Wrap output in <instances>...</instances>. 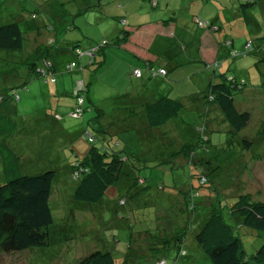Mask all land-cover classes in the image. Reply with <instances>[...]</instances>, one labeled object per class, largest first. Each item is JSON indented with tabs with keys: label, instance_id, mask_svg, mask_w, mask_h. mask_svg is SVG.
Returning <instances> with one entry per match:
<instances>
[{
	"label": "trees",
	"instance_id": "1",
	"mask_svg": "<svg viewBox=\"0 0 264 264\" xmlns=\"http://www.w3.org/2000/svg\"><path fill=\"white\" fill-rule=\"evenodd\" d=\"M17 1H19L17 3L18 10L14 12L10 18L11 20L0 24V50L18 52L17 55H13V58L24 63L25 69L23 72L20 65L13 73L15 75H27L26 77L30 82H36L38 85L53 86L57 83L61 74H63L62 77L71 79L69 81L72 82V89H74L75 105L72 104L68 110L65 108L67 111L63 109L65 111L62 112L59 110L62 108L60 106L59 109L55 108L54 103L50 104L51 108L47 112L39 114L40 118L46 115L49 120L57 121L54 131L60 135V133H65L69 128L73 127L72 122L64 121L65 114L80 118V123L83 122L85 113L83 100L88 91L87 72L89 70L94 72L98 67L100 68L104 62L103 53L105 50L113 46L122 47L128 42L132 31L127 28L126 14L116 15V25L114 26L117 29L116 35L111 40L103 39L85 49L82 48L79 41L65 43L66 37L59 38L60 32L55 27L54 22H52L53 18L56 19L57 16L64 15L63 13L66 11H63L65 9L63 6L69 2H66V0H26L31 4L24 6L22 4L23 0ZM125 1L128 2L130 0H119L118 3L123 7ZM192 1L194 2L191 6L192 10H196L194 9L195 6H201L199 0ZM201 1L204 3L207 0ZM213 1L219 5L225 3L223 0ZM255 1L244 0L243 5L249 6L255 3ZM147 3L152 8L151 12L162 16L164 11L159 8L158 0H147ZM243 5L241 4V6ZM200 9L202 12L204 11V8L200 7ZM99 10L101 13L103 12L101 9ZM109 17L107 16V18ZM190 17L196 27L204 29L212 35L222 33L218 43H225L226 46H230L227 55L219 53L221 55H219L220 57H218L217 62L221 60L226 61L228 56L240 57L251 52V41H246L243 45V50L238 52V50L231 48L235 38L229 37L228 40L224 37L228 35L229 31L228 33H224L222 29H218L217 32H212L214 23L218 22L217 19L213 20L203 17L199 12L191 13ZM218 26V28H222L223 25L218 22ZM44 31H49V34L43 35ZM66 48L72 50L74 59L70 62H64L58 68L52 59V51L54 49ZM215 61L216 57L204 62V68L207 67L205 73L206 88L200 87L199 90H203L198 92L189 91L185 95L184 100L177 95H172L170 98L168 93L169 97L164 95L152 102H147L144 109L143 105H139L136 107V110L131 111L129 114L118 115L121 118L115 117V120H107L105 118L104 128L110 121H112L111 125L113 126H111L112 129L100 130L102 137L100 138L99 146H92L86 153L84 160H78L74 166L69 164L70 171L77 176V179L72 176L77 182L71 200L75 204L77 202H84L82 204L87 206L98 203L102 200V196L108 185L115 183L120 175L126 174L130 178L131 183L135 187H138L135 189V191H138L130 199L138 198L140 201L141 198L147 203L148 200L144 198L145 192L141 191L147 185V180L140 175L138 169L145 168L148 163L155 167H159L163 163L169 164L172 165V168L175 165L184 166L188 164L189 167L193 166L198 169L196 173L198 187L191 185L185 189L184 185L179 183L181 181L177 182L174 180L171 185L166 186L164 183H158L155 185V188L162 194V197L174 200L177 203L176 213L174 214L173 212L172 217L182 215V211L185 213L186 218L183 219L182 223L188 224L189 229L193 231V243L189 242V247L200 249L209 258L211 264H264V200L255 199L252 194L244 193L226 199L221 198L222 196L214 195V199L206 203V196L200 194L199 187L206 186V175L203 168H206V148L209 145L214 146L213 144L217 141L209 136L203 106L197 105L198 103L194 99L198 102L200 98L206 100V114L209 105H216L222 113L223 119L230 126L231 131H229V135L232 140H234L236 131L239 132L250 120V113L248 111L238 110L234 105L235 95L238 96L243 91L241 89L244 86H248L250 81H247L244 77H239L236 80L233 75L231 76L225 72L226 68L224 70L214 68L212 64ZM256 65L259 66L258 64ZM226 67H228L229 71L231 70L229 64H226ZM253 67L254 65H249L245 69ZM161 69L165 73H158ZM260 70L258 72L259 76L264 73V64L263 69ZM78 71L81 74L73 76L72 72ZM136 71H138V75L135 73ZM168 74L169 72L166 68L155 66L147 61L141 67L131 68L128 73L132 78L144 79L145 82H150V85H153V80L167 79ZM99 75L100 73H98V77ZM260 83V87L264 88V80L262 78L260 79ZM124 87L128 90L123 93V99H116L111 102H114L116 105L118 101L122 105L123 103L127 104V95L131 96L133 91L130 90L131 85ZM12 91L14 92L15 90L12 89ZM147 93L150 94L149 91ZM47 95L51 96L50 93H47ZM143 97L146 100L147 95H143ZM3 98L0 95V103L4 100ZM12 98L16 100L15 97ZM10 99H8V106L4 108L7 111L4 110L2 112L10 114L5 115L0 120L1 254H11L30 247L46 245L49 241L48 227L53 223L50 201L53 179L55 177L54 171L45 170L44 172L32 175L21 173L20 163L24 159L17 156L19 148L14 142L16 141L15 136H17L21 128L17 126L20 124L16 123L11 117L12 113L16 112L17 107L16 103L11 102ZM142 104H144L143 100ZM178 114L184 115L179 120L182 125L185 122L186 116H189V120L194 123L193 129H190L187 134L186 128L183 126L184 129L180 130L181 138L179 140L186 139L185 135H190L194 138V145L183 140L177 146L175 141L169 138L168 140H173L171 144L175 143L178 148L170 150L166 157H164L160 151L156 150L158 148L153 145L165 146V142L162 141L165 139V136H154L153 133H155L156 129L167 124L170 118L174 116L179 117ZM129 121L138 124L135 132L140 138V152L137 156H129L124 144H121L116 138V136H121L124 132L126 133L124 138L133 137L132 135L135 133L132 134L133 132L130 128L131 122ZM84 128L85 126L81 127L82 135H86L85 137L91 144L95 143L94 136L88 135L87 130L84 131ZM49 131L41 137L45 139ZM136 139L138 140V138ZM96 140L98 143V139ZM249 143L248 139L243 138L240 145L247 146ZM220 149L222 150L223 148ZM217 152L220 153L221 151ZM178 157L181 158V161H177ZM210 167L212 169L220 168L219 166ZM176 194L181 195L182 201L178 200ZM124 201H126L125 198L119 197L117 204L124 206L126 204V202L123 204ZM75 209L76 206L70 210V217L73 213L72 210ZM101 209L102 206L98 207L97 212L100 213ZM66 212L67 207L65 208L64 216ZM169 218L170 216L166 218V221ZM179 219L181 220L182 218H176L169 222V224L176 225L174 223L178 222ZM160 222H163L162 227H164L165 220ZM194 225L196 226L195 228H193ZM177 227L187 229V225ZM241 228H250L255 236L261 238L260 245L253 253L246 254L242 248L238 234ZM162 231L161 229V234H163ZM141 232V235L145 236L144 240L147 241L148 235H144L143 231ZM149 238L151 239L150 236ZM155 238L157 242L154 240L156 243L150 249L177 247V254L172 257L171 264H177L178 258L185 257L187 252L188 256H190V252L186 248V232L173 233L168 238L164 236L161 240L162 244L159 243L160 237L155 236ZM161 259L159 258L157 261ZM168 263L166 261V264ZM76 264H114V258L109 251L94 250L80 258Z\"/></svg>",
	"mask_w": 264,
	"mask_h": 264
},
{
	"label": "rangeland",
	"instance_id": "2",
	"mask_svg": "<svg viewBox=\"0 0 264 264\" xmlns=\"http://www.w3.org/2000/svg\"><path fill=\"white\" fill-rule=\"evenodd\" d=\"M102 1L104 0H66L69 3L63 6L65 8L63 11H66L63 13L64 15L52 19L55 27L60 32L59 38L66 37L65 43H70V41L96 42L101 39L111 40L117 33L114 29L116 19L111 16V13L116 10H105L113 7L119 10L120 6L117 2H112L110 5L105 6V10H103L97 4ZM199 1L201 6H195L194 9L198 11L201 10L200 7L204 8L201 16L213 20L217 19L223 25L222 28H218V22H215L212 32L227 28L229 33L226 38L228 40L229 37L235 38L232 49H236L238 52L242 51L246 41L252 42L250 53L240 57L228 56L226 61L217 62L218 59L216 58L212 66L220 70L226 68L225 72L231 76L233 75L237 80L241 76H236V72L242 73L244 66L254 65L253 71L257 75L253 79L260 86V79L264 80V73L260 75L261 77L258 74L259 70L263 69L264 64V0H256L255 3L249 6L243 5L244 0H223L225 3L222 5L213 0H207L204 3L201 0ZM18 2L17 0H0V24L11 20L10 18L14 12L18 10ZM28 2L23 0L22 4L24 6L31 4ZM99 9L103 12L101 13ZM107 16L110 17L107 18ZM48 34L49 31H44L43 33L45 36ZM17 54L18 52L0 50V95L4 97V100L0 103V114L4 110L7 111L4 108L8 106V99L11 98L10 101L17 105V110L12 113L11 117L16 123L20 124L19 127H22L17 136H15L16 141L13 140L19 148L17 156L24 159L20 163L21 173L32 175L45 170L54 171L55 177L53 179L50 201L53 223L48 227L49 241L46 245L30 247L11 254L0 253V264H76L80 258L94 250L112 253L114 264H157L159 258L166 259L169 262L168 264H171L175 253L174 248L168 250L167 248L150 249V247L157 242L154 241L156 240L155 236L160 237L159 242L162 244V237L168 238L171 234H177L178 232H186V248L190 252V256L181 259L178 264H211L209 258L200 249L189 247V242L193 243V231L189 229L188 224L182 223L183 219L186 218L185 213L182 211V215L172 217L173 212L174 214L176 213L177 203L174 200L162 197V194L155 188L158 183H164L167 186L171 185L174 180L177 182L181 181L179 183L183 184L185 189L191 185L198 187L197 167H189L188 164H185L184 166L175 165L172 168V165L163 163L159 168L148 163L145 168L138 169L140 175L147 180V185L141 190L145 192L144 198L148 200L147 203L141 198V204L138 198L130 199L132 195L136 194L138 190L135 191V189L138 187L131 183L130 178L126 174L120 175L115 183L108 185L102 200L98 203L87 206L82 204L84 202L75 204L71 200L77 182L72 176L75 179H77V176L70 171L69 164L74 166L78 160H84L86 153L92 146H99L100 138L102 137L101 127L96 126L99 121L101 122L100 117L97 116L99 109H96L97 105L92 102L105 105L103 108L109 110L103 111L106 118L115 120L118 115H123L124 109L121 102L118 101L117 105L111 102L116 99L122 100L123 93L128 90L123 87L124 82L121 80L120 72L110 71L98 77L99 67L94 72L89 70L87 72L88 91L83 100V108L85 109L83 122L80 123V118L65 114L64 121L72 122L73 127L69 128L65 133H60V135H58V132L50 130L46 134L47 139H43L41 136L44 132L41 129L29 131L24 128V124L30 125L34 121L40 120L41 118L38 115L44 114L51 108L50 104H54L57 96L55 94L56 88L30 82L26 77L27 75H15L13 72L20 65L23 72L25 69L24 63L13 58V55ZM226 64L230 65V71ZM107 66L108 64L106 63L100 73ZM179 68L181 73L180 77L177 76L178 81L175 82L177 86L180 88L186 83L197 86L191 79L190 69L186 68V65ZM197 68L198 66L194 64L193 70L196 71ZM206 68L204 69L206 70ZM66 86L68 88L65 89V92L62 89L59 90L62 92L60 98H66L68 104L75 105L74 89H72V85L69 87V82H67ZM12 89L15 91L13 92ZM47 93H50L51 96L47 95ZM12 97H15L16 100ZM261 98L264 102V96H261ZM254 108L262 110L264 109V103L257 101ZM253 113L251 122L244 130V133L252 140L253 146L244 155L250 158L248 159V164L245 162V165L251 168L253 171L252 177L256 178L254 174L258 172L256 169L257 165L262 164L259 173L261 175L264 173V114ZM2 114L3 117L0 120L10 113ZM188 117H185L183 124L187 131L186 134L189 133L190 129H193L194 124ZM82 126H85L84 131L87 130L88 135L94 136L95 143L91 144L85 137L86 135H82ZM130 128L132 129V134L135 133L132 135L133 137L124 138V135H126L124 132L121 136H116V138L121 144H124L129 156H137L140 152V138L135 132L138 124L131 122ZM185 138L183 139L184 141L194 145V138L190 135L185 136ZM96 139H98V143ZM168 139L162 140L165 142V146L153 145L158 148L156 150L160 151L164 157L170 150L178 148L175 143L171 144L173 140ZM239 161L240 157L237 159V162ZM203 168L206 175V186L199 187L200 193L211 190L213 188L212 178L214 176L221 178L224 173L223 169ZM262 181L264 183V177H262ZM253 182L255 185H246L245 189L253 194L256 192L262 193L258 198H264V184L257 179ZM119 197L126 199L123 202V204L126 202L124 206L117 204ZM171 198L173 199V197ZM120 204L122 203L120 202ZM75 206L76 209L72 210L73 218H71L72 216H69V212ZM101 206L102 209L98 213L95 208ZM66 207L67 212L64 216ZM168 216L170 218L166 221ZM176 218L182 219L174 223L176 225H170L169 222ZM163 220L166 222L164 227H162L163 222H160ZM181 225H187V229L177 227ZM195 227L194 225L193 228ZM161 229L165 235L161 234ZM140 231H143L144 235H148L147 241L144 240L145 236L141 235L142 232L140 233ZM238 234L246 254L253 253L261 243V238L255 236L250 228H241ZM169 251H171V255H169Z\"/></svg>",
	"mask_w": 264,
	"mask_h": 264
},
{
	"label": "crops",
	"instance_id": "3",
	"mask_svg": "<svg viewBox=\"0 0 264 264\" xmlns=\"http://www.w3.org/2000/svg\"><path fill=\"white\" fill-rule=\"evenodd\" d=\"M112 2L118 3L119 0H104L101 3L98 2L97 4L103 10H105V6L110 5ZM193 3L194 2L192 0H158L159 8L163 9L164 11L162 16L155 12H151L152 8L148 6L147 0L125 1L123 7L119 5V10H117L116 7L105 10H116L114 13H111V16L114 17L116 15L126 14L125 17L126 23L128 25L127 28L128 30L132 31L128 42L122 47L113 46L108 47L105 50L103 53L104 62L98 69L100 73V70L107 63L108 66L103 72L100 73V76L106 72L119 71L121 74V80L124 82L123 87L126 85H131L130 90H132L133 93L131 96L127 95V104L123 103L122 105L124 109L122 112L123 115L126 113L129 114L131 111L136 110V107L139 105H143L144 109L147 102H152L153 100L158 99L160 96L165 95L167 97L170 96L171 98L172 95H177L179 98H183L182 100H184L185 95H187L189 91L198 92L205 89L206 70L204 69V62L210 61L215 57L218 59V57H220L219 55H221L219 54L220 52L225 53L226 55L228 54L227 52L229 51L230 46H226L225 43H218L222 33L212 35L210 32L196 27L190 17V14L199 12L201 15L203 12L202 10H192L191 6ZM114 29L117 31L116 28ZM222 31L224 33H228L227 28H224ZM101 40H97L96 42ZM79 42L82 44V48L85 49L89 48L95 43L93 41ZM51 56L58 68L64 62H70L74 59L72 50H68L67 48L54 49ZM146 61L155 66H162L166 68V70L169 72L168 78L153 80V85H150V82H145L144 79H135L128 75L131 68L141 67ZM194 64L198 66L196 71L193 70ZM184 65H186V68L190 69V74L192 75L191 79L197 86L186 83L187 85L185 84L179 88L177 83H175L178 81L177 78L180 77L181 70L179 67ZM253 69L254 67L246 70L244 66L242 73L236 72V76L244 77L247 81H250V84L245 86L242 89L243 91L238 96L235 95L234 105L238 110L248 111L250 113V120L242 129L239 130V132L236 131V134H234L233 138L234 140H232L229 135V131H231L229 124L223 119L222 113L219 111L216 105H209V107L207 106L208 109L206 114V100L200 98L198 102L192 96L195 102L198 103L197 105L203 106V112L207 117H205V119L207 122L209 136L217 141L215 144H213L214 146L209 145V147L206 148V169L210 166H219V169L224 170L223 176H221V178H216L215 176L212 178L211 182L214 188L200 193L201 195L206 196V203L210 200H213L214 195H219L222 196L221 198L226 199L244 193L254 195L253 197L255 199L264 200V198H258L262 193L256 192L253 194L249 190L245 189L246 185H255L253 182L255 179L259 180L260 183H263L262 177H264V173L262 175L259 173L262 164H259L256 167L258 171L254 174L256 178L252 177L253 171L251 168L245 165V162L248 164V159L250 158H247V156L244 154H247L251 150L253 144L250 137L244 133V130L248 127L249 122H251L253 112L264 114V109L256 110L254 108L256 107L257 101L264 103L263 99L261 98V96H264V88L260 87L257 81H254L253 78L257 74L253 71ZM80 74L81 73L79 71L73 72V76H79ZM62 76L63 74L60 75L57 83L52 86L56 88L55 94H57L54 106L57 109H59L60 106L61 108H67L68 110L71 104L66 102L68 101L66 98H60L62 92L59 90L62 89L63 92H65V89L68 88L66 86L67 82H69V87H71L72 82L69 81L71 80L70 78L68 79L67 77ZM237 79H239V77ZM200 87H203V89L199 90ZM148 91L151 95L147 93ZM50 92L53 93L51 90ZM143 95H147L146 100L144 99ZM142 100L144 101V104H142ZM92 103L97 105L96 109H99L97 111V116H99L101 120V122L99 121V124L96 126L101 127V129H112V121L108 122L106 124L107 127L105 126L104 128L106 116L103 114V111H107V109L103 108L105 105L102 103ZM59 110L64 112L66 109ZM178 115L179 117L174 116L170 118V121L167 124L161 126L159 129H156L155 133H153L154 136L164 135L165 138H171L175 141L177 146L179 143H182L183 140L179 139L181 138L180 130H183V125L181 122H179V120L182 119L181 116L184 115ZM2 117L3 114L0 116V119ZM38 117L40 116L38 115ZM107 120H109V118H107ZM55 123H57V121L49 120L45 115V117H41L40 120H36L30 125L23 124L24 128H27L29 131L41 129L45 134L49 130L56 129L55 126L57 124ZM219 138L222 139L220 140ZM243 138H246V140L248 139L250 141L247 146L240 145V142ZM229 139L232 142H230ZM220 148L223 149L221 150ZM217 151L221 152L219 153ZM238 157H240L239 162H237ZM177 161H181V158L178 157ZM254 164L255 162L253 163V168ZM177 196L178 200L182 201L181 195L176 194V197ZM95 209L98 211V208ZM168 250H171V248ZM173 250L175 251L173 255L174 257L175 254H177V247ZM171 254V251H169V255ZM187 257H189L188 252L185 257L178 258V261Z\"/></svg>",
	"mask_w": 264,
	"mask_h": 264
},
{
	"label": "built area",
	"instance_id": "4",
	"mask_svg": "<svg viewBox=\"0 0 264 264\" xmlns=\"http://www.w3.org/2000/svg\"><path fill=\"white\" fill-rule=\"evenodd\" d=\"M135 73H136L137 75L139 74L138 71H136ZM158 73L163 74V73H165V72H164V70L161 69V70H159ZM79 100H82V99H79ZM77 112H79V111H77ZM158 264H166V260L161 259V260L158 261Z\"/></svg>",
	"mask_w": 264,
	"mask_h": 264
},
{
	"label": "clouds",
	"instance_id": "5",
	"mask_svg": "<svg viewBox=\"0 0 264 264\" xmlns=\"http://www.w3.org/2000/svg\"><path fill=\"white\" fill-rule=\"evenodd\" d=\"M165 260V259H164ZM158 262V261H157Z\"/></svg>",
	"mask_w": 264,
	"mask_h": 264
}]
</instances>
